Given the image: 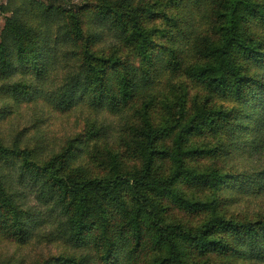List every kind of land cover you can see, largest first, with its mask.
Returning <instances> with one entry per match:
<instances>
[{"label": "trees", "instance_id": "16d2710c", "mask_svg": "<svg viewBox=\"0 0 264 264\" xmlns=\"http://www.w3.org/2000/svg\"><path fill=\"white\" fill-rule=\"evenodd\" d=\"M136 1L96 0L90 7L64 11L55 0L42 18L55 25L64 16L56 35L27 21L29 7L8 19L0 41V93L17 102L42 99L62 115L87 109L89 118L86 130L44 167L31 159L32 153L12 152L0 139V235L24 245L51 224L49 238L62 242L56 244L62 249L33 264H213L214 259L264 264V214L230 213L238 197L264 193V162L257 166L254 160L264 153V32L252 31L256 25L264 31V0H174L183 8L177 14L167 13L159 0L141 7ZM31 4L30 14L37 19L43 4ZM204 7L210 9L203 17L214 31L206 38L199 35L196 20ZM98 31L134 52L123 60L117 45L97 49L103 39ZM192 40L189 54L180 42ZM183 56L202 59L183 69L208 96V104L219 99L232 105L216 112L198 106L187 118L183 104L182 120L170 127L155 126L146 114L142 127L127 129L136 137L131 154L140 165L125 170L112 155L101 165L109 174L91 170L97 157L85 146L87 137L112 148L110 133L126 132L128 113L136 112L140 100L148 105L146 95L161 92L171 80L167 72L177 76ZM61 57L71 59L76 71L55 86ZM103 113L118 124L101 121ZM8 114L0 109V119ZM204 129L222 137L218 145L193 146L191 138ZM82 152L84 165L72 168ZM204 155L218 161L208 168L189 164ZM241 156L253 167L231 165ZM18 159L19 182L33 189L44 215L25 211L23 193L3 173L2 163ZM167 161L171 167L164 171L160 166ZM180 185L212 195L202 199ZM178 210L211 216L188 228L170 216Z\"/></svg>", "mask_w": 264, "mask_h": 264}, {"label": "rangeland", "instance_id": "374dc122", "mask_svg": "<svg viewBox=\"0 0 264 264\" xmlns=\"http://www.w3.org/2000/svg\"><path fill=\"white\" fill-rule=\"evenodd\" d=\"M35 1H39V3L43 4L37 10V14H39L37 19H33L30 14L32 0H0V41L8 19L13 16V11H17L23 7H29V15L27 14L26 16V18L29 19L27 20L29 23L31 21L33 24L39 25L41 27L45 26V28L49 29L52 33L55 35L57 34L58 30L63 27L62 25L64 24V21H62V19L64 16L59 15L55 25L45 21L42 18L45 15L44 8L52 5L55 0ZM95 1L96 0H56L55 4L64 11H78L82 7H90ZM146 1L148 0H138L136 1V4L141 7L145 5ZM157 2L163 5L164 10L167 13L170 12L177 14L183 11V8H177L176 2H174V0H159ZM207 10L210 9L208 7H204L200 13H197L198 19H196L197 24L199 22L197 31L200 36L205 38L207 37V34L210 37H212L214 34V31L210 28V20L203 17L204 15L209 14L206 12ZM96 27L99 29L98 26ZM252 31L259 35L264 32L260 29V26L257 25L253 27ZM98 32L102 34L103 39L96 46L97 49L105 48L110 50V46L117 45L119 46V49L116 50L120 51L119 55L123 60L134 52L133 47H124L118 42H115V39L112 37L107 36V33L103 34L100 31ZM214 39L218 41L217 38ZM192 42L193 40L188 44L186 41L180 42L182 47L186 48L185 52H188L189 50V54L191 53L190 44H192ZM67 52L69 51L66 50L65 52H62V54H66ZM60 59L61 62L57 69L58 72L53 78V81H55V86L59 85L60 82L66 79L70 73L76 71V66H74V63V67H71V59H67L65 57H61ZM201 61L202 59L199 57L194 59L188 56H183V59L180 61V63H182L180 66L181 70H179V72L176 74L177 76L173 77V75H171L172 72H167L171 80L168 84L165 82V87L161 90V92L157 93L154 91L153 95H146L143 102H147L148 105H142V100H140L141 104H139L137 110H135L136 112L128 113L127 117L129 124L127 126L128 128H126V132L121 128L117 129L114 134L112 132L110 133L108 141L112 145V148L107 146L105 140H97L95 136H88V142H86L85 146L91 147L90 153L93 155L96 153L97 157V161L92 163L90 169H96L97 171L102 170L103 176L106 175L107 172L109 174L110 170H105V168H103L101 165H104V161L112 155L118 156V162L125 170H131L136 166H139L140 161L131 154L132 148L134 147L133 142L136 137L131 131L129 132L127 129H129V127H142L143 116L146 114H148L150 121L155 126L162 127L168 123L167 125L170 127L172 125L176 126L177 123L182 120L181 109L183 104H185L184 111L187 112V118H189V116L192 118V116L195 115L198 106L201 110H203L204 105H207L213 112L224 110L226 107H230L232 105L231 103L219 99H215L213 102L208 104V96L205 95V92H198L200 89H198L192 79L186 75L183 69L184 67H190L196 63H200ZM1 83L2 82H0V87L2 86ZM184 101H186V103H184ZM5 108L8 109L9 114L6 118L0 119V139L4 140V146H6L12 152H22L23 156H27L26 154L32 153L31 159L36 161V163L42 167L50 163L56 157V155L62 153L64 148L67 146L66 144L72 137L82 133L83 130H86L87 119L89 118V112L87 109L79 108L73 113L62 115L61 113L53 110L49 105L45 104L42 99L37 98L29 102H17L13 97L10 95H5L2 91V93H0V109L3 110ZM109 117L110 116L108 113H103L101 116H99V119L101 121L106 120V122H111L115 125L118 124L119 120H114L113 118ZM204 131L205 132H203L202 135L197 134L191 138L193 146L199 147L203 143L208 144L210 147H215L218 145L222 137H220L219 134L215 136L205 129ZM164 142L165 144L169 145L170 139H166ZM108 151L110 152L109 155H107ZM217 157L218 156L204 155L202 157L189 160V164L195 167L208 168L215 161H218ZM84 159L83 152L77 153L71 164V167L77 168L78 166L84 165ZM254 160L257 166L262 165L264 162V153L261 156L257 154ZM12 161L11 163H2L1 168L3 173L7 175L9 181H11V183L14 185V188L17 190V192L19 191V193H23L21 199L26 203L25 211L31 210L42 215L46 214V208L38 201L33 189L30 186L19 182L18 174L16 173L19 169V165L22 163L21 160L18 159V162L16 163ZM230 163H232L231 165H238L241 170L244 168L250 169L253 167L248 159H245L242 156ZM162 167L164 171H168L171 167V163L165 162L164 165L161 164L160 168ZM180 188L183 189L187 194H194L202 199L212 195V191H198L197 189L193 188V186L192 188H187L185 185H180ZM252 195V193H248L247 196H240L235 199L234 205L232 206V209H230V213L234 215L235 212L237 213L236 216H238L239 213H243V215L248 216H252L253 214H264V193L261 195H256L255 197H252ZM230 198H233V194ZM200 215L201 218L205 216H211L208 215L206 211L201 212ZM170 216L175 220V222H182L188 228L197 227L201 221V218L197 215H185L179 210L171 212ZM38 232V237H35V239L32 241L29 240L24 245L18 244L17 241L5 239L0 235V264H33L34 261L42 260L49 255H58L62 249V245L60 246L56 244H61L62 242H57L54 238H49L53 232L52 225H45L44 228ZM49 239H53L54 242H51ZM215 263L219 264L220 262H216L214 259L213 264Z\"/></svg>", "mask_w": 264, "mask_h": 264}]
</instances>
